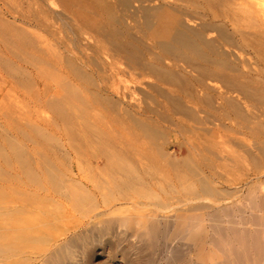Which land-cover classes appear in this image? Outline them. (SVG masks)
<instances>
[{
  "label": "bare ground",
  "instance_id": "6f19581e",
  "mask_svg": "<svg viewBox=\"0 0 264 264\" xmlns=\"http://www.w3.org/2000/svg\"><path fill=\"white\" fill-rule=\"evenodd\" d=\"M93 1V18L81 0L63 2L54 29L26 12L14 18L42 28L70 56L93 32L92 53L110 56L103 68L112 73L93 102L127 117L83 110L77 118L55 99L58 136L28 140L40 148L0 150V264H93L94 246L117 230L124 264H264V191L255 202L250 186L264 182V10L254 0H121L140 13L152 47L131 34L126 14ZM0 33L44 61L51 56L47 43L42 53L1 20ZM75 58L71 72L94 85ZM138 84L152 105L138 103L129 115L125 95ZM95 221L93 236L86 226Z\"/></svg>",
  "mask_w": 264,
  "mask_h": 264
},
{
  "label": "rangeland",
  "instance_id": "374dc122",
  "mask_svg": "<svg viewBox=\"0 0 264 264\" xmlns=\"http://www.w3.org/2000/svg\"><path fill=\"white\" fill-rule=\"evenodd\" d=\"M65 1L68 0H0V20L5 24H9L25 31L28 36L34 39L37 44V49L42 53L43 45L47 43L51 55L48 60L46 59V61H44V57H40L39 51L34 52L21 48L13 44L11 41L6 40L4 34L0 33V150L4 152H11L15 146H18L21 150L40 148L34 147L31 143H28V140L39 139L42 138L43 135L49 137L59 135V130L63 123L62 120L58 118L56 110L51 105V101L55 99H61L62 102H64V105L77 118H79L80 112H83V110L87 112L88 118L108 119L111 117H127L123 111L120 113L112 112L106 104H94L93 102L95 95L97 94L95 91L97 90V86L102 85L103 79L112 76L110 70L103 68L107 67V64L110 62V56H107L106 54L96 56L92 53L95 40L91 37V35L95 36L93 32L86 30L88 34L91 33L90 36L86 33L80 35V40L76 45V51L70 56V52H67L64 47L56 43L42 28L36 27L34 24L20 22L14 18L21 12H26L29 15H35L42 18L52 29H54L56 26H61L62 24L56 16L62 13V4ZM81 1L83 3V13L87 18H93V10L95 7L94 1ZM104 1L114 5L115 10H117L119 14H126L124 20L127 23L131 34L138 37L141 36V39L143 37L145 45L153 47L152 40H146L150 39L149 36L146 35L147 33H144V30L141 31L143 18L140 13H134L132 10L133 8L124 9L120 3L121 0ZM139 3L145 6L153 5V2L148 4L149 2L147 1L132 0L133 6L140 5ZM254 7L259 10H264V0H254ZM101 16L104 15L102 14ZM62 17L63 20L69 21L71 25L77 24L64 14ZM189 23L194 25V22L192 21ZM63 28L65 29L64 26ZM65 31L67 32L65 35L68 36L69 32L67 29H65L64 32ZM6 33H8V31H5V34ZM250 54L251 53H247L244 54V56L251 65L253 64L252 66L254 68H257V65H255L256 63ZM73 56L76 57V64L81 70L92 75L95 80L94 85L90 84L87 80L76 77L75 74L71 72L67 62L68 58ZM120 67L123 68L124 65ZM126 78L128 77L124 76L121 79L125 80ZM139 78L143 80V83H148L152 80L148 76H140ZM143 86L144 84H138L135 88L130 87L126 92V108L129 115L131 114L132 109H134V106L138 103L152 105V102L150 101L151 99H145L143 97ZM69 87L74 89V92L79 95L80 98L78 101L73 99L72 94L68 91ZM250 186H254L256 189L255 196L259 201L256 197L254 198L252 196L256 200L255 202H260L262 200V195H258V193L260 190L264 191V182L258 184V181L253 179ZM238 188L242 189V192L240 191L239 193L241 195L245 189L240 188V186H238ZM96 221L92 225L87 224L86 226V230L90 232V235L95 232L96 236V234H98L97 232H99L98 230L100 229L99 226L101 227V223ZM93 226L95 228H93ZM95 229L97 232L94 231ZM91 230H93V232H91ZM112 233L115 234L108 233L104 234L105 237L104 235L103 237L101 236L102 239L100 240H104L103 242H105L102 247L97 243V245L95 244L93 264L96 262V264H124V259L120 252V246L123 247L126 242H121L119 247H117L116 244L118 240L115 238V235L116 233H119V230H117V232L112 231ZM39 262L40 259L39 261L38 259H35V264H40Z\"/></svg>",
  "mask_w": 264,
  "mask_h": 264
}]
</instances>
